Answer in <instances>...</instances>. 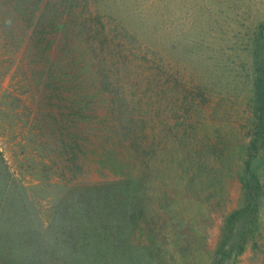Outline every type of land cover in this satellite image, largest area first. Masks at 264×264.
Masks as SVG:
<instances>
[{
	"label": "trees",
	"instance_id": "1",
	"mask_svg": "<svg viewBox=\"0 0 264 264\" xmlns=\"http://www.w3.org/2000/svg\"><path fill=\"white\" fill-rule=\"evenodd\" d=\"M92 7L88 0H0V80L12 72L0 109L11 101L20 120L13 163L59 193L46 227L39 217L21 243L20 262L235 263L246 239L231 237L227 226L241 212L254 214L264 192V176L251 169L264 149L263 26L252 42L236 165L226 134L211 129L204 113L207 81L180 77L187 52L173 61L168 54L178 44L166 51L132 33L101 0ZM0 168L15 203L20 182L2 151ZM91 171L114 179L81 183ZM233 179L243 210L224 220L210 249L195 230V206L211 209Z\"/></svg>",
	"mask_w": 264,
	"mask_h": 264
},
{
	"label": "rangeland",
	"instance_id": "2",
	"mask_svg": "<svg viewBox=\"0 0 264 264\" xmlns=\"http://www.w3.org/2000/svg\"><path fill=\"white\" fill-rule=\"evenodd\" d=\"M89 1L92 7L94 0ZM101 3L105 11L127 22L132 33L141 39L148 41L149 38L166 51H169V45L178 44L176 52L168 54L171 60L177 61L182 55L180 53L187 52L180 65V77L183 80L207 81L209 106L203 109L204 113L210 115L211 129L221 128L226 134V142L232 151L231 159L237 165L240 147L245 143L240 127L244 116H247L244 109L249 95L248 81L252 78V42L260 33L261 26L264 49V0H101ZM10 73L0 80V98L11 89ZM12 105L8 101L3 104L4 109H0V151L8 159L20 186L17 202L10 204L7 196L12 190H4L6 175L0 168V264H23L18 258L23 253L19 249L21 243L32 237L39 217L46 227V215L59 194L57 190L46 187L43 179L41 184L40 178L32 179L30 174L22 176L15 169L13 160L17 149L13 137L20 120ZM22 105L29 106L30 100L26 99ZM260 154L261 158L252 161L251 169L263 177L264 149ZM113 179L111 174L104 178L97 171H91L79 181L94 184ZM223 186L222 198H215L211 209L207 211L200 203L195 206V230L198 237H207L210 249L215 247L223 233L224 220L243 210L240 182L233 179ZM248 213L241 212L227 226L226 233L231 237L246 239L244 250L235 263L228 261L227 264H264V192L256 212L251 216ZM44 238L52 246L51 237ZM103 261L96 259L93 263Z\"/></svg>",
	"mask_w": 264,
	"mask_h": 264
}]
</instances>
